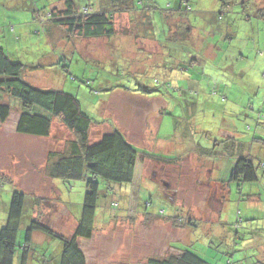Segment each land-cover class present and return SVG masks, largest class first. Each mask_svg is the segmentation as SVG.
Returning a JSON list of instances; mask_svg holds the SVG:
<instances>
[{
  "label": "rangeland",
  "instance_id": "rangeland-1",
  "mask_svg": "<svg viewBox=\"0 0 264 264\" xmlns=\"http://www.w3.org/2000/svg\"><path fill=\"white\" fill-rule=\"evenodd\" d=\"M135 2L137 11L115 17L119 33L112 41L79 37L62 43L58 35L52 44L54 28L50 33L51 22L43 24L41 18L52 7L60 11L65 1L0 0L6 6H0V48L12 61L27 66L24 78L29 83L76 94L90 114L98 105L99 117L113 121L138 148L170 159L141 158L131 184L110 187L111 195L103 200L110 199L117 208L99 206L93 236L79 242L87 264H149L150 259L182 249L208 264H227L228 259L234 264H264V168L258 169L256 182L230 181L240 147L245 146L256 163H264V0H190L193 11L182 8L183 13L176 0ZM86 3L97 5L96 0ZM222 8L228 13L223 21L210 22L209 13L218 10V15ZM140 23L147 28L140 36L148 39L138 36ZM179 60L186 68L174 79L187 93H175L168 109L174 116L167 123L159 124L161 96L147 99L141 97L150 95L141 93L133 98L127 95L129 88L127 94L123 88L110 95L96 93L100 87H129L128 81L135 80L156 87V80L167 81L170 63ZM41 63L45 67L37 69ZM5 95L0 102L9 104L12 113L0 122V229L13 194L20 191L34 218L71 237L86 183L67 186L51 179L46 169L48 155L66 148L72 135L56 119L47 138L17 134L21 106ZM103 95L108 98L102 101ZM142 105L150 108L146 114ZM97 114L92 118L99 119ZM112 126H93L92 141ZM234 132L235 137L227 135ZM229 182L233 190L227 189ZM238 211L242 224L236 235ZM20 235L23 238L24 232ZM36 238L47 248L56 246V252L62 249L56 239L43 234Z\"/></svg>",
  "mask_w": 264,
  "mask_h": 264
},
{
  "label": "trees",
  "instance_id": "trees-1",
  "mask_svg": "<svg viewBox=\"0 0 264 264\" xmlns=\"http://www.w3.org/2000/svg\"><path fill=\"white\" fill-rule=\"evenodd\" d=\"M62 1H65V6L60 11L52 7L49 13L41 18L43 24L48 21L51 22L52 25L48 27L50 33L54 28V33L49 35V42L52 44L54 42L51 39L56 38L58 35L59 41L62 43L67 38L72 40L79 37L81 41L83 39H110L112 41L119 33L115 17L138 10L135 0H96L97 5H89L86 0ZM76 2L78 4L80 2L81 6ZM209 2L212 5V1ZM176 3L178 5L176 8L181 13H183L181 11L182 8L185 9V12L193 11L190 0H176ZM0 6L1 9H6L5 5L0 4ZM168 7L171 8L173 5ZM230 7L231 9L233 8L232 5ZM217 12L218 10L209 13L212 15L210 22L217 21V19L223 21L228 14L227 10H223V8L218 15H215ZM179 17L183 18L184 16L181 14ZM143 24L137 25L138 36L144 34L147 30V28H143ZM12 29L15 30V27L12 26ZM188 31L190 32V27H188ZM140 37L148 39L145 36ZM53 47L56 46L53 45ZM78 52L84 57L80 50ZM184 62V60H179L177 63H170L169 71L167 70V81L156 80V87H150L147 84L142 85L139 80H135L134 82L128 81L129 87L124 84L117 87H100L96 93L99 96H101V93L110 95L115 88L126 89V92H128L127 88H129V90L137 89L138 93L159 96L155 92H162L161 88L163 87L164 92L160 96L169 104H173L172 100L175 93H187L177 87L179 84L174 79L175 75H184L182 74L186 68V63ZM43 65V63L37 65V69L44 68L45 66ZM60 68L68 70V65L60 64ZM26 70L27 66L20 62L12 61L5 51L0 48V91H2L0 96L3 97L6 94L5 98L7 96L14 97L19 101L17 104L21 106L16 124L17 134L47 138L51 134L52 121L54 119L58 120L71 133L73 139L69 141V144L61 152H53L48 155L46 170L51 179L60 180L67 186L72 182L84 181L86 183V192L80 205V217L71 237L51 230L43 223L42 218H34L30 204L27 209L24 194L20 191L19 193H14L7 222L0 229V264H87L86 256L79 242L81 240H89L93 236L95 226L99 222L97 220L99 206L106 205L107 207L108 205L117 208V203L115 204L110 199L106 203L104 201L111 195L109 194L110 187L113 190L114 185L131 184L136 175L137 163L141 158L147 157L154 161L167 162L170 159L164 156L159 157L148 154L146 150L138 148L129 140L130 137L113 121H104L103 118L99 117L97 114L98 105L93 110V114L96 112L99 119H95L92 118V116L94 117L92 113L91 116L89 112L83 110L81 99L76 94L61 90H43L29 83L24 78ZM86 84L91 87V82ZM94 91L95 89L91 90V92ZM4 92L5 94H3ZM108 95H103L102 101L105 97L108 98ZM168 96H170V99H168ZM2 97H0V100ZM92 97H94V93H92ZM193 108L196 110L195 105ZM195 110L193 109L194 112H191V114H194ZM166 111L167 114H162V122L166 120L167 123L174 116V111L168 112L167 109L162 112L166 113ZM11 113L12 107L7 103L0 102V122L5 123ZM107 122L113 125L110 132H103L100 138L95 137L94 141H92L90 132H92L93 126L96 127ZM240 148V154L231 170V181H235L238 184L258 181V169L264 168V163H256L250 151L244 152V150H247L245 146ZM200 150L202 152L210 151L201 148ZM101 185L104 186L103 189ZM105 189L108 190L104 192ZM24 216L27 217V223L22 228L21 224L24 221ZM240 216L241 214L238 211L236 214L237 223L233 227L236 235H238L237 225L242 224ZM23 232L22 238L20 234ZM39 234H43L49 240L56 239L60 241L61 251L56 252V246L47 248L46 244L40 245L36 238ZM18 253L19 256H17ZM32 256L36 257V260H31ZM17 259L18 261L16 262ZM149 264L208 263L195 252L182 249L180 253H170L161 258L150 259ZM227 264L234 263L228 259Z\"/></svg>",
  "mask_w": 264,
  "mask_h": 264
},
{
  "label": "crops",
  "instance_id": "crops-1",
  "mask_svg": "<svg viewBox=\"0 0 264 264\" xmlns=\"http://www.w3.org/2000/svg\"><path fill=\"white\" fill-rule=\"evenodd\" d=\"M133 92V90H131V91H129V94H127V92H126V94L127 95H130L131 97H133V98H138L139 96L141 97V93H138V94H135V95H133V94H130V93H132ZM160 96V95H159ZM155 98V97H158V96H147V97H144V96H142L141 98H147V99H149V98ZM161 98L163 99V101H164V108H163V110H167V109H169V106L171 105V104H169L162 96H161ZM142 107H143V105H142ZM150 108L147 106V109H145L144 107H143V110H144V113L146 114V112L149 110ZM193 109L194 108H192L191 110H189V113H191V111H193ZM162 110V111H163ZM162 112H161V116H160V119H159V124L161 123V121H162ZM134 127H138L139 128V126H137V125H135ZM136 129V128H135ZM236 133L237 132H234L233 134H227L228 136H231V137H235L236 136ZM230 181H231V178H230ZM226 186H227V189H229V190H233V186H232V183L231 182H229V183H226ZM227 193H228V190H227Z\"/></svg>",
  "mask_w": 264,
  "mask_h": 264
},
{
  "label": "clouds",
  "instance_id": "clouds-1",
  "mask_svg": "<svg viewBox=\"0 0 264 264\" xmlns=\"http://www.w3.org/2000/svg\"><path fill=\"white\" fill-rule=\"evenodd\" d=\"M129 91H131V90H129Z\"/></svg>",
  "mask_w": 264,
  "mask_h": 264
}]
</instances>
